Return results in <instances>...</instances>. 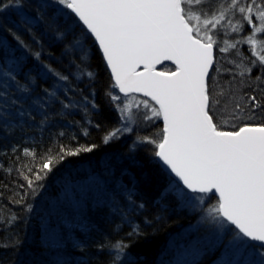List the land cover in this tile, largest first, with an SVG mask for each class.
<instances>
[{
  "label": "trees",
  "instance_id": "1",
  "mask_svg": "<svg viewBox=\"0 0 264 264\" xmlns=\"http://www.w3.org/2000/svg\"><path fill=\"white\" fill-rule=\"evenodd\" d=\"M30 2L34 0H24L26 5ZM35 11L24 8L29 17ZM64 11L68 16L60 20L58 31L46 22L28 31L11 7L0 13V40L6 45L0 49V61L14 55L23 72L30 71L35 79L31 94H25L15 82L0 78V264H112L110 246L118 240L128 245L120 264H164L175 255L173 240L202 214L172 197L161 200V192L175 178L154 155L155 145L141 140L162 138L160 117L104 142L122 124L118 101L113 102L109 92L121 93L112 87L115 82L94 38L70 9ZM77 41L76 56H83L82 66L94 73L91 78H77L74 63L81 60L73 62L66 55ZM35 53H40L38 59ZM45 65L68 75L69 81L45 74ZM173 68L165 64L161 70ZM254 74L261 73L254 69ZM17 79L26 83L23 74ZM46 88L59 98H48ZM37 96L43 107L33 104ZM262 121L264 115L257 109L254 120H243L237 127ZM230 125L223 129L234 130ZM89 147L92 151L82 150ZM49 160L51 171L43 167ZM133 188L131 203L127 189ZM217 200L209 194L207 202ZM134 227L139 234L130 236ZM207 248L198 264L232 259L223 247L213 250L207 243Z\"/></svg>",
  "mask_w": 264,
  "mask_h": 264
},
{
  "label": "snow or ice",
  "instance_id": "2",
  "mask_svg": "<svg viewBox=\"0 0 264 264\" xmlns=\"http://www.w3.org/2000/svg\"><path fill=\"white\" fill-rule=\"evenodd\" d=\"M10 7L20 15L28 31L40 22L58 31L60 20L68 16L64 9H70L87 26L111 68L115 80L112 87L118 88L124 98L142 93L159 106L139 100L133 112V100L124 102L118 93L109 92L113 102H120L115 107L122 124L104 142L121 132L133 131L132 124L139 119L162 117V138H141L155 145L154 155L178 178L168 181L161 200L172 197L185 209L202 214L195 230L206 226L215 245L232 255L222 264H264V121L237 127L245 118L254 120L257 109L264 115V0H34L27 5L24 0H0V13ZM25 7L35 8L34 17L25 14ZM65 24L67 27V20ZM228 28L233 33L246 34L239 39L233 36V42L225 40V46L218 51L237 49L235 54L242 56L237 67L242 70L217 91L209 69L213 68L215 36L229 35ZM15 38L20 40L19 36ZM240 44L249 45L248 51L255 59L240 53ZM79 47L77 41L66 55L72 56L73 62L81 60V64L74 63L77 78H91L94 73L82 66L83 56H76ZM0 49H6L3 40ZM35 56L38 59L40 53ZM164 61H171L175 69L156 71V65ZM141 65L143 71H138ZM44 67L45 74L57 81H69L68 75L51 66ZM254 69L261 74H254ZM20 74L26 83L17 79ZM0 78L15 82L25 94H31L35 83L31 72L24 73L14 55L0 61ZM44 93L52 100L59 98L55 90L46 88ZM32 102L43 107L39 96ZM141 105L152 115L141 112ZM226 116L233 121L230 126L234 130H222L229 124ZM82 150L90 152L92 148ZM52 164L49 160L43 167L51 171ZM127 191L128 201L134 203L135 189ZM209 194L212 198L218 196L215 204H208ZM133 234H139L138 227L129 233ZM110 248L114 252L112 264H120L128 245L118 240ZM208 251L207 247L190 245L178 253L176 264H198L185 257Z\"/></svg>",
  "mask_w": 264,
  "mask_h": 264
},
{
  "label": "rangeland",
  "instance_id": "3",
  "mask_svg": "<svg viewBox=\"0 0 264 264\" xmlns=\"http://www.w3.org/2000/svg\"><path fill=\"white\" fill-rule=\"evenodd\" d=\"M60 6H62V5H60ZM233 22H235V21H233ZM254 22H256L258 24V21H254ZM246 29L248 31H250V28H247V26H246ZM226 31L229 33V35H217V36H215V39H216V44L214 45L215 50H216V47H217V49L219 47H224L225 46V44H224L225 40H228L229 42H233V40H232L233 35L237 39H239L240 35L246 34V33H240V34L233 33L230 28L226 29ZM237 47H238L240 53H242L245 56H249L251 59H255V57H251V54L248 51V49L250 47L249 45L240 44ZM236 52H237V49H229L228 52H219L218 51V54H216V59H215L214 67H213V69H216V71H214L212 69L210 76L215 81V87H216L217 91H219L221 89V87H226L227 79H230L231 76H233V75L238 76L239 72L242 70L240 67H237V64H240L242 61V56L236 55L235 54ZM243 63L247 64V61L244 60ZM163 65H165V64H163ZM163 65L157 67L158 70L161 71V67ZM229 69H231V72L228 71ZM173 70H174V68H173ZM162 71H164V70H162ZM164 72H169V71H164ZM253 72H254V70H253ZM210 87H211V85H210ZM121 96H122V99L124 100V102H128L129 100H133V109H132L133 112L136 111L135 102H137L139 100H149L151 105L155 106L156 108L159 107L158 105H155L154 101H150V98L145 97V96L136 95L133 93L130 94V96L128 98H124L123 94H121ZM118 103H120V102L118 101ZM140 111L141 112H147V114L149 116L152 115L151 111L148 109H144L142 105H141ZM156 119H157V117H152L151 120H144V119H141L140 121L137 120L135 123L132 124V128L134 129L135 127H137L139 122H141L143 125H147L148 122H150V123L155 122ZM160 119L162 120L163 118L160 117ZM225 119L229 120V124L233 123V121H231L230 117L226 116ZM246 119L247 118H245L243 120H246ZM242 121H240V123ZM162 122H163V120H162ZM196 195H203V194H196ZM207 199H208V197H206V200ZM197 224L198 223H194V224H190V225L186 226V228H184L182 230L180 237L173 240L172 245L175 247V251H176L175 255H173L172 258L167 259L164 264H176L178 253L181 250L188 248L190 245H196L197 247L203 248L204 245H206V247H207V243L208 244L210 243L211 249L215 250L214 248L216 245L214 243V240H213V237H212L210 231L207 232L206 231L207 227L202 226V228L203 227L204 228L202 229V232L199 233L197 230H195ZM193 232H194V234H193ZM185 236L189 237L187 242L183 240V239H185ZM197 242H199V243H197ZM202 256L203 255L194 257L191 255H188L185 257V259L188 260L189 262L192 260H196L197 262H199L201 260ZM219 260H220V258L213 261L212 264H217L216 262H218Z\"/></svg>",
  "mask_w": 264,
  "mask_h": 264
},
{
  "label": "water",
  "instance_id": "4",
  "mask_svg": "<svg viewBox=\"0 0 264 264\" xmlns=\"http://www.w3.org/2000/svg\"><path fill=\"white\" fill-rule=\"evenodd\" d=\"M78 18V17H77ZM79 19V18H78ZM81 23L83 24V22L81 21ZM85 26V28L87 29V26L86 25H84ZM88 30V29H87ZM88 32L90 33V35L94 38V40H95V37H94V35L90 32V30H88ZM95 42H96V44H97V46L99 47V42L98 41H96L95 40ZM100 49V48H99ZM100 51H101V54H102V49H100ZM213 55H214V62H215V58H216V53H215V48L213 47ZM103 56V55H102ZM104 58V57H103ZM104 60H105V62H106V59L104 58ZM214 62H213V65H214ZM106 64H107V62H106ZM163 64H171L172 66H174V69H175V65L171 62V61H164L163 63H161V64H157L156 65V71H158V72H161L160 70H158V68L157 67H159V66H161V65H163ZM107 67H108V69H109V72H110V74H111V68L107 65ZM138 71H143V66L141 65L140 66V68L139 69H137ZM164 72V71H163ZM211 72V69H209V73ZM111 77H112V75H111ZM113 78V77H112ZM113 80H114V78H113ZM114 82H115V80H114ZM119 90V89H118ZM121 94H123V93H121ZM133 94H136V95H141V96H143V94L142 93H133ZM149 98V97H148ZM163 120V119H162ZM163 124H164V122H163ZM226 131H230V130H226ZM157 159H158V161H159V158L157 157ZM160 162V164L162 165V167H163V169L166 171V172H168L171 176H173L176 180H178V178H176L175 177V175H174V173H171L170 172V169H168L167 168V166H165V165H163V163L161 162V161H159ZM180 184L182 185V182H180ZM190 191V190H189ZM218 197V196H217Z\"/></svg>",
  "mask_w": 264,
  "mask_h": 264
},
{
  "label": "bare ground",
  "instance_id": "5",
  "mask_svg": "<svg viewBox=\"0 0 264 264\" xmlns=\"http://www.w3.org/2000/svg\"><path fill=\"white\" fill-rule=\"evenodd\" d=\"M213 67H214V65H213ZM213 69V68H212ZM212 69H211V71H212ZM211 73V72H210ZM210 73H209V75H210ZM222 130H224V129H222Z\"/></svg>",
  "mask_w": 264,
  "mask_h": 264
}]
</instances>
